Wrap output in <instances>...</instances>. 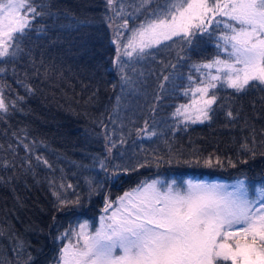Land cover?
Instances as JSON below:
<instances>
[{"label": "trees", "instance_id": "1", "mask_svg": "<svg viewBox=\"0 0 264 264\" xmlns=\"http://www.w3.org/2000/svg\"><path fill=\"white\" fill-rule=\"evenodd\" d=\"M35 4L46 5L45 10L52 15L36 19L34 28L43 30H34L25 39L26 54L15 63V71L9 63L7 73L0 74L6 101L16 103L8 114H0L3 264H24L29 254L31 264H56L62 246L58 236L70 226L77 227L78 221L93 223L105 194L115 200L141 180L244 179L250 193L264 185V146L260 144L264 139V91L249 89L237 96L230 89L221 90L212 120L189 124L186 130L183 124L177 129L171 117L176 106L188 102L182 91L190 65L217 55L216 33L198 35L191 48L185 46L187 59L177 58L179 42L175 48L154 49L155 59L149 56L126 69L134 85L122 86L113 65L114 26L109 27L105 19L111 16L106 0H35ZM143 19L140 15L130 25ZM171 64H177V68L174 70ZM169 74L171 79L163 81ZM162 81L163 90L159 88ZM157 93L159 100L155 98ZM229 106L234 113L239 110L234 121L226 117ZM146 121L147 132L155 131V136L149 137L144 131L137 135L138 130L145 129ZM253 129L255 157L240 148L245 139L251 146ZM112 144L115 147L109 154L107 147ZM169 146L173 152L182 153L183 159L197 150L201 163H167ZM152 153L164 157L159 167L152 163L121 174L114 182L105 179L99 166L100 160L106 161L110 170L116 164L134 166L151 161ZM210 153L219 156L224 166H205L203 159ZM36 156L43 157L51 167L37 161ZM228 158L236 163L235 168L227 164ZM5 161L7 168L3 166ZM86 179L102 185L99 194L90 199ZM50 181L74 185L68 195L72 198L73 191L79 192L81 204L57 211ZM21 244L24 250L17 254L14 249Z\"/></svg>", "mask_w": 264, "mask_h": 264}, {"label": "snow or ice", "instance_id": "2", "mask_svg": "<svg viewBox=\"0 0 264 264\" xmlns=\"http://www.w3.org/2000/svg\"><path fill=\"white\" fill-rule=\"evenodd\" d=\"M106 6L113 13L105 17L109 27L117 19L123 21L114 27L112 40L116 46L113 65L122 86L134 85L126 69L149 56L155 59L154 49L175 48L179 42L177 58L187 59L185 46L191 48L198 35L211 36L218 32L217 55L190 65L182 91L188 102L176 106L171 114L177 129L181 124L186 130L189 124L210 122L214 106L221 100V90L230 89L237 96L249 89L264 91V0H138V6L131 13L126 11L124 0H106ZM46 7L37 6L35 0H0V74L7 73L9 63L15 71V63L26 54L25 39L32 31L43 30L42 27L35 29L34 22L38 17L52 15ZM140 15L144 19L130 28L126 17ZM171 67L175 70L177 64ZM132 71L135 72L134 67ZM171 75H164L163 81H169ZM163 81L159 84L161 90L165 88ZM27 91L32 89L27 87ZM155 98L159 100L160 94ZM119 101L118 96L117 104ZM10 106L15 108L16 103L9 104L0 89V114H8ZM238 116L239 110L234 113L229 106L228 120L234 121ZM141 131L149 137L156 135L155 131L147 132V121L145 129L138 130L137 135ZM121 143H124L123 137ZM260 144L264 146V139ZM255 146L253 129L251 146L245 139L240 148L255 157ZM113 147L115 144L107 147L109 154ZM152 157L151 161L137 162L134 166L116 164L111 170L104 160L99 161V166L106 174L105 179L114 182L121 174L152 163L159 167V162L164 160L155 153ZM36 159L51 167L43 157L36 156ZM173 161L199 164L201 157L194 149L190 158L183 159L182 153L173 152L169 146L167 163ZM203 163L208 167L224 166V161L213 153ZM227 164L237 166L231 158ZM3 166L7 168L8 162ZM86 183L89 199L99 194L102 187L99 182L86 179ZM50 186L57 211L81 204L79 192L73 191L72 198L68 195V189H74V185L63 182L56 185L50 181ZM256 192L258 198H250L244 179L232 184L191 179L180 184L175 179L159 177L141 180L115 200L104 195L94 231L85 220L78 221V228L70 226L58 236L56 239L62 246L56 264H264V187L257 188ZM23 250L22 244L14 249L17 254ZM31 262L29 254L24 264Z\"/></svg>", "mask_w": 264, "mask_h": 264}, {"label": "rangeland", "instance_id": "3", "mask_svg": "<svg viewBox=\"0 0 264 264\" xmlns=\"http://www.w3.org/2000/svg\"><path fill=\"white\" fill-rule=\"evenodd\" d=\"M126 3H127V5H126ZM124 6H125V8H126V11L127 12H129V13H131V12H133L134 11V6H138V1H136V0H124ZM117 7H120V4H117ZM113 15V13H111V16ZM110 16V17H111ZM127 19H128V22H129V27L131 28V27H136L137 25H135V26H133V25H130V22L134 19L132 16H128V17H126ZM123 23V21L122 20H119V19H117V21H116V24L114 25V27L116 26V25H118V24H122ZM122 30V29H121ZM214 33H216V34H218V32H214ZM124 59L126 60L127 58L126 57H124ZM188 179H191V180H194V181H207V182H219V183H225V184H232V183H234L236 180H231V181H227V180H214V179H197V178H183V179H181V180H179V181H177L178 183H180V184H183V181H185V180H188ZM260 187H264V185H261V186H257L256 188H255V190L252 192V193H250V198H252V199H257L258 197H257V192H256V189L257 188H260ZM126 191H128V190H126ZM125 192V191H124ZM123 192V193H124ZM123 193H121L119 196H121V195H123ZM100 214H101V212L99 213V215H98V217L96 218V220L93 222V224L92 223H90L89 222V225H90V228H91V230L92 231H94L95 230V227L96 226H98V223H99V216H100ZM83 222V221H82ZM77 228H78V226H77Z\"/></svg>", "mask_w": 264, "mask_h": 264}]
</instances>
